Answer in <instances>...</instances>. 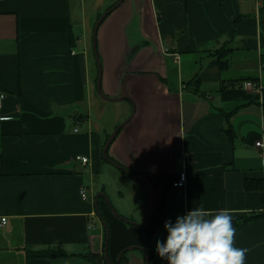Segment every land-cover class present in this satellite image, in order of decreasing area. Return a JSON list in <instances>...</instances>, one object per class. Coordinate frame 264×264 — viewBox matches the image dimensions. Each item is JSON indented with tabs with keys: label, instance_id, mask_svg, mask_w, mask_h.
I'll list each match as a JSON object with an SVG mask.
<instances>
[{
	"label": "crops",
	"instance_id": "crops-1",
	"mask_svg": "<svg viewBox=\"0 0 264 264\" xmlns=\"http://www.w3.org/2000/svg\"><path fill=\"white\" fill-rule=\"evenodd\" d=\"M115 1L0 0V264H105L82 255H103L105 239L93 200L106 190L91 192L85 179L105 171L109 132L89 111L129 108L98 95L88 27ZM96 31L103 93L129 95L135 107L107 155L149 195L143 227L98 200L107 257L132 244L154 249L164 221L192 207L228 208L245 264H264V153L253 144L264 141V0H123ZM182 170L184 186H173ZM136 209L122 215L144 222ZM43 248L67 255H30ZM155 262L167 264L156 253ZM118 264L145 257L130 249Z\"/></svg>",
	"mask_w": 264,
	"mask_h": 264
},
{
	"label": "clouds",
	"instance_id": "clouds-1",
	"mask_svg": "<svg viewBox=\"0 0 264 264\" xmlns=\"http://www.w3.org/2000/svg\"><path fill=\"white\" fill-rule=\"evenodd\" d=\"M232 220L228 208L192 207L164 221L166 236L155 239L153 251L167 264H245L248 249L235 246Z\"/></svg>",
	"mask_w": 264,
	"mask_h": 264
},
{
	"label": "rangeland",
	"instance_id": "rangeland-1",
	"mask_svg": "<svg viewBox=\"0 0 264 264\" xmlns=\"http://www.w3.org/2000/svg\"><path fill=\"white\" fill-rule=\"evenodd\" d=\"M94 19L95 18H91L89 20V27H88L89 35L91 34L90 30L92 29ZM90 43L92 45L91 35L88 40V47L90 46ZM108 103H112L114 105H119L120 103H122L123 105L125 104L127 108H129V111H124L125 110L124 108H122V111H92V112L89 111V114L90 113L92 114L93 122H97L98 124L99 123L104 124L105 127L108 128V132L110 134L113 128L119 122L123 121L126 117H128L132 109V101L124 98L123 100L121 99L117 101H108ZM93 105L95 107V102L93 103ZM120 118L122 119L120 120ZM116 120H120V121H118V123H116V125L112 127V124L117 122ZM74 126H75L74 128H80L81 124L80 125L75 124ZM101 158H102V155H101ZM102 160L104 161L103 163L105 165V171L103 173H100L101 170H99L93 173L92 177L91 178L89 177V180L85 179L86 185H88V187H91V192L93 190L95 191L100 190L99 188L105 189L106 190L105 192L108 197V201L110 202L114 210L118 212V214H121V215L124 214L125 216H127V218H129V216H132V215L128 214L127 211L125 212V210H128L130 208L131 209L137 208L136 209L137 217H141L143 219V213H141L142 212L141 207H142L143 198H144L143 185H141V183L138 182L137 180L132 179L131 177L126 175V173L123 174L120 171V169L112 166L107 161L105 162L104 158H102ZM101 183L103 184V187H101L102 186ZM136 190L140 194L139 200H137L136 197H134ZM101 202L102 204L104 203L103 200ZM142 223L143 222H141V224ZM96 224H97V221H96Z\"/></svg>",
	"mask_w": 264,
	"mask_h": 264
},
{
	"label": "water",
	"instance_id": "water-1",
	"mask_svg": "<svg viewBox=\"0 0 264 264\" xmlns=\"http://www.w3.org/2000/svg\"><path fill=\"white\" fill-rule=\"evenodd\" d=\"M123 0H116L112 5H110L109 7H107L104 11H102L100 13V15L97 17V19L95 20L93 26H92V33H91V40H92V48H93V53H94V59L96 61V65H97V77H96V90H97V93L98 95L105 99V100H108V101H117V100H123L124 98L128 99V100H131L132 101V109H131V112L130 114L128 115V117H126L123 121L119 122L112 130V132L109 134V136L105 139L104 143H103V146H102V149H101V155H102V158L105 159V161H107L108 163H110L112 166L120 169L121 171H123L124 173H126L128 176H130L132 179H135L137 180L138 182L141 183V185H143L144 187V198H143V203H142V212L143 213V218H144V222L141 224L139 222H136L134 220H130V219H127L119 214H117L118 212L116 210H114V208L111 206L110 202L108 201V197L107 195L104 193V192H99V193H96L95 194V198H94V207L96 209V212H97V215H98V218L100 219V222L102 223V225L104 226L105 228V239H104V249H103V258L106 262V264H118L120 259H121V256L122 254L127 251V250H130V249H140L142 251V253L144 254V257H145V264H149L148 263V255H147V251L144 247H142L141 245H138V244H132V245H128L124 248H122L115 260H110L108 256V253H107V245H108V227H107V224L105 222V220L101 217V215L98 213V208L96 206V202L98 201V197L99 196H102L104 197L105 201L107 202L108 206L110 207L111 211H112V214H114L116 217H118L119 219H121L122 221L124 222H127L129 224H132V225H137L139 227H143L145 225H147L148 223V215H147V203H148V189L145 185V182L144 180H142L140 177L136 176V175H133L131 173H129L128 171H126L127 169L122 166L121 164H119L118 162L112 160L108 155H107V149L110 145V143L112 142V140L115 138L117 132L119 131V129L124 126V124L130 120V118L133 116L134 114V110H135V107H134V103H133V100L132 98L129 96V95H125V94H121V95H117V96H108L106 94L103 93L102 91V88H101V74H102V68H101V62H100V58H99V55H98V52H97V46L95 45L96 44V30L98 29V26L99 24L102 22V20L105 18V15H107L110 11H112L115 7H117ZM80 37V35H78L76 38ZM135 50V46H131L130 47V50H129V53H128V56H130L133 51Z\"/></svg>",
	"mask_w": 264,
	"mask_h": 264
},
{
	"label": "trees",
	"instance_id": "trees-1",
	"mask_svg": "<svg viewBox=\"0 0 264 264\" xmlns=\"http://www.w3.org/2000/svg\"><path fill=\"white\" fill-rule=\"evenodd\" d=\"M100 15V14H99ZM226 49L225 48H220L215 50L213 53H215L218 58H220L222 55L225 54ZM221 63V61H220ZM87 111H83V114H85L84 116H87ZM81 114V115H83ZM228 136L230 138H232L233 132L232 129L229 128L226 130ZM109 136V133L106 135V138ZM246 186H249V184L245 183ZM103 216V215H102ZM242 220H245L244 217H242ZM238 222V220H236L233 224H236ZM146 251H147V255H148V263L149 264H156L155 262V253L153 251V248L149 246V244L147 246H145ZM30 255L34 256V257H55V256H64L67 255V253L65 251H63L62 249H55V248H46V249H40V250H35L32 251V253H30ZM82 255H84L85 257H87L89 260L93 261V262H97V263H102V259H103V255H99L96 253H92L89 250H85ZM124 257H122L123 259ZM105 261V260H104ZM106 264V262H105Z\"/></svg>",
	"mask_w": 264,
	"mask_h": 264
},
{
	"label": "built area",
	"instance_id": "built-area-1",
	"mask_svg": "<svg viewBox=\"0 0 264 264\" xmlns=\"http://www.w3.org/2000/svg\"><path fill=\"white\" fill-rule=\"evenodd\" d=\"M243 85L245 87H248V88H254V87L257 86V83L254 82V81L248 80V81H244ZM3 95L4 94L2 92H0V103H1V99H2ZM74 130H77V128H74ZM253 144L256 147L261 148L262 153H264V141L261 138L255 139ZM72 159H74L76 162L80 163L81 165H86L88 163V160H89L88 157L86 155H83V154H75ZM185 178H186L185 172L183 170L179 171L178 172V177H177L176 180L172 181V185L176 186V187H183L184 186V182H185ZM79 193H80V197L83 198V199L88 197L87 190L83 186L80 187ZM92 214H94V213L92 212ZM4 221H5V217H1V223H3ZM93 227H94L93 222L92 221H88L87 222V229H91Z\"/></svg>",
	"mask_w": 264,
	"mask_h": 264
},
{
	"label": "flooded vegetation",
	"instance_id": "flooded-vegetation-1",
	"mask_svg": "<svg viewBox=\"0 0 264 264\" xmlns=\"http://www.w3.org/2000/svg\"><path fill=\"white\" fill-rule=\"evenodd\" d=\"M100 192H103V191H100ZM100 198L103 200V198H102V197H100V196L98 197V199H97V200H99ZM97 202H98V201H97ZM97 202H96V205L98 204ZM104 202H105V201H104ZM97 207H98V206H97ZM101 215H102V214H101Z\"/></svg>",
	"mask_w": 264,
	"mask_h": 264
}]
</instances>
